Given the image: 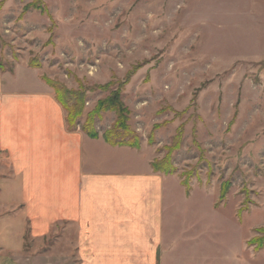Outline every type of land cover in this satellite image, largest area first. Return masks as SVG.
I'll return each instance as SVG.
<instances>
[{"label":"rangeland","instance_id":"obj_1","mask_svg":"<svg viewBox=\"0 0 264 264\" xmlns=\"http://www.w3.org/2000/svg\"><path fill=\"white\" fill-rule=\"evenodd\" d=\"M35 1L0 0V70L32 61L40 78L82 89L80 130L121 86L127 125L153 160L180 128L170 153L176 171L166 175L181 185L187 177L190 189L178 185L170 196L164 242L175 231L179 246L169 259L264 264V246L247 244L264 228V0H39L43 8L23 11ZM115 119L101 112L92 127L103 138ZM10 174L3 160L0 178ZM12 208L0 204V212ZM32 238L24 234V243ZM22 260L43 264L41 256Z\"/></svg>","mask_w":264,"mask_h":264},{"label":"crops","instance_id":"obj_2","mask_svg":"<svg viewBox=\"0 0 264 264\" xmlns=\"http://www.w3.org/2000/svg\"><path fill=\"white\" fill-rule=\"evenodd\" d=\"M64 115L35 69L0 70V162L11 169L0 178V204L13 207L0 212V264L35 256L43 264H197L195 257L169 259L177 232L164 242L179 181L153 171L142 146L70 131Z\"/></svg>","mask_w":264,"mask_h":264},{"label":"trees","instance_id":"obj_3","mask_svg":"<svg viewBox=\"0 0 264 264\" xmlns=\"http://www.w3.org/2000/svg\"><path fill=\"white\" fill-rule=\"evenodd\" d=\"M39 3L40 1L36 0L30 5H25L23 7V11H26L29 7L39 9L43 8ZM28 65L31 67H38V64H33L32 61H29ZM41 78L49 87L54 90V96L56 101L65 110V120L67 129L74 130L77 127V124L79 122L78 119L80 118L82 113L85 92L82 89L80 91H69L64 89L63 87H60V85L55 81H50L44 76H42ZM102 88L105 89V87ZM120 88L121 86L118 87L115 91H112L110 96L98 100L95 109H93L87 115L84 123L81 125V129L88 136L96 138L98 134L92 127L95 117H97L101 112L113 111L116 114V119L113 126L109 130L103 132L102 136L104 140L113 146L127 145L138 148V137L130 131L127 125L129 111L120 98ZM61 92H64L62 96ZM154 128H157V125H155ZM181 136L182 131L179 128L177 129L172 139V143L170 145L164 146L167 150L166 156L163 157L161 160H153L151 162L153 171L162 172L164 174H173L176 171L175 167L170 161V153L172 152V150L179 148ZM153 143V140L149 142V144ZM186 178L183 179L181 183L185 187L186 194H188L190 186L188 184L189 179ZM229 186V181H225L221 184L218 197L219 201L224 199ZM257 231L261 234L253 237L247 242V244L252 245L256 251L264 246V228H258Z\"/></svg>","mask_w":264,"mask_h":264}]
</instances>
